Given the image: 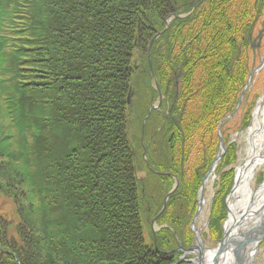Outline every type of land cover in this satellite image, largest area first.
Segmentation results:
<instances>
[{"label":"trees","instance_id":"16d2710c","mask_svg":"<svg viewBox=\"0 0 264 264\" xmlns=\"http://www.w3.org/2000/svg\"><path fill=\"white\" fill-rule=\"evenodd\" d=\"M263 16L264 0H0V264H191L178 243H194ZM228 122L214 245L238 160Z\"/></svg>","mask_w":264,"mask_h":264},{"label":"water","instance_id":"95a60500","mask_svg":"<svg viewBox=\"0 0 264 264\" xmlns=\"http://www.w3.org/2000/svg\"><path fill=\"white\" fill-rule=\"evenodd\" d=\"M150 45L148 49V55L150 53ZM149 65H150V62H149ZM263 66H264V56H263L262 61L259 63V65L256 68H253L248 74L246 84L240 94L239 103L235 111L231 115H229L227 118L222 119V121L220 122L218 126V129H217V137H218V145H219L218 152L216 154V157L213 163L210 166L209 171L207 172V174L204 176L202 180V185L199 189V198L197 200V209H196L195 215L190 224V229L194 236V244L188 250L184 251L181 248V244L178 243L177 250L183 252V255L179 259L178 263L187 261L191 264H205L206 257H207V251L213 250V248H207L205 246V241L203 240L202 235H201L202 228H197L196 222L198 218L201 216L203 208L205 206V201H206L205 189H206L207 183L210 177H213L217 169V165L220 159L222 158V156L225 154L226 149H227L223 142L222 129L225 123L228 120H230L239 110L242 99L246 91L250 88L254 75ZM151 76L153 77L152 73H151ZM130 98H131V93H129L127 97L128 103L130 102ZM252 114H253V111H252ZM252 114H251V117H252ZM251 124H252V119L250 120L248 129L250 128ZM236 179H237V174L234 179V184L228 196L225 199L227 220L225 221L222 227L221 241L214 248L216 255L214 257L213 264H219L220 255L224 253L225 251H228L231 254L232 261H233L232 264H256L255 257L259 250V245L262 241H264V201L263 203H261L259 207H257L255 210L252 211L251 209L253 208V203H254L253 197H252V200L250 201L246 211H244V213L241 214L237 219L236 217H233L232 223L228 224L229 223L228 216L230 213V210H229L230 198L232 196V193H233V190L236 184ZM262 186H264V180L257 187V189L252 192V196L255 195V192ZM168 197L169 195H167L164 199L163 209L165 208ZM246 217H249L250 220L254 219V221H252L250 224H248L249 222H245L243 226H240V222L245 221ZM190 255H193L192 259L187 260V257Z\"/></svg>","mask_w":264,"mask_h":264},{"label":"bare ground","instance_id":"6f19581e","mask_svg":"<svg viewBox=\"0 0 264 264\" xmlns=\"http://www.w3.org/2000/svg\"><path fill=\"white\" fill-rule=\"evenodd\" d=\"M262 59L263 57L261 61ZM247 138L249 151L237 168L236 184L231 196L233 202L229 204L230 213L228 216V224L232 223L233 217L237 219L239 217L237 215H241L246 211L252 197L254 201L252 211L264 201V186L259 188L253 196V191L250 187L255 175L264 167V153H262V149H264V96L259 100L253 113L252 124L248 129ZM252 221L254 219L250 220L249 217H246L245 221L240 222V226H243L245 222H249L248 224H250ZM215 255V249L207 251L205 264H213ZM232 263V256L228 251L220 255L219 264Z\"/></svg>","mask_w":264,"mask_h":264},{"label":"rangeland","instance_id":"374dc122","mask_svg":"<svg viewBox=\"0 0 264 264\" xmlns=\"http://www.w3.org/2000/svg\"><path fill=\"white\" fill-rule=\"evenodd\" d=\"M16 2L19 4L20 0H16ZM23 6V5H22ZM264 28V16L260 18L259 20V24L256 26L255 32L252 35V39H255L256 35L261 31V29ZM261 51V56H264V38L262 40V45L261 48H259ZM149 57V55H148ZM259 61V60H258ZM257 65V62L253 64ZM249 92V95L252 94L253 95H257L256 99L253 101V98L250 97L248 99L249 102H253L254 106H253V113L255 108L258 105L259 100L264 96V66L254 75L252 82H251V86L250 89L247 91ZM128 97V96H127ZM127 104H130V102ZM243 105V104H242ZM242 105L240 106L239 110L237 111L236 115L233 117V119H231L227 126L229 127V133L230 135L235 139V142L238 144V160L235 164V176L237 174V168L238 165L243 161L244 157L247 156L248 154V138H247V133H248V127L246 130L239 132L238 131V127H239V114H240V110L242 109ZM252 114V111H251ZM253 118V114L251 119ZM262 153H264V149H262ZM221 160V159H220ZM214 161V160H213ZM220 162V161H219ZM235 179V178H234ZM262 179L264 180V167H262L259 172L255 175V177L253 178V180L251 181V190L254 191L257 189V187L260 185L259 180ZM215 180V173L213 175V177H210L209 181H208V185L207 188L205 190V194H206V201H205V206L203 208L202 214L200 217V219L197 220L196 225L197 228H202V232L205 231L206 229V218L208 215V206H209V195H210V185L212 184V181ZM228 196V195H227ZM233 202V198L230 199V203ZM263 203V202H261ZM260 203V204H261ZM225 204V202H224ZM226 207V205H225ZM1 210L4 214H8L9 212V205L2 203L1 206ZM240 215H237V217ZM227 220V211H226V219ZM224 221V223H225ZM224 223L222 224V227L224 225ZM222 237V234H221ZM206 246L208 248H215V245L210 242V241H205ZM256 259V264H264V242L262 241L259 245V250L257 252V255L255 257Z\"/></svg>","mask_w":264,"mask_h":264},{"label":"flooded vegetation","instance_id":"af4514ba","mask_svg":"<svg viewBox=\"0 0 264 264\" xmlns=\"http://www.w3.org/2000/svg\"><path fill=\"white\" fill-rule=\"evenodd\" d=\"M263 38H264V28L261 29V31L256 35L255 39H252L253 48L256 50L255 59H256L257 65L260 63L261 58H262L261 52H260L261 50L259 48H261Z\"/></svg>","mask_w":264,"mask_h":264}]
</instances>
